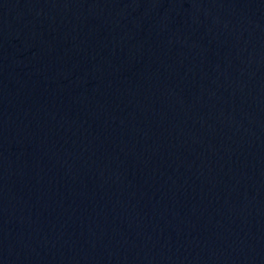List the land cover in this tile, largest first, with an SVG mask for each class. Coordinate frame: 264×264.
Returning a JSON list of instances; mask_svg holds the SVG:
<instances>
[{
	"label": "water",
	"instance_id": "water-1",
	"mask_svg": "<svg viewBox=\"0 0 264 264\" xmlns=\"http://www.w3.org/2000/svg\"><path fill=\"white\" fill-rule=\"evenodd\" d=\"M0 264H264V0H0Z\"/></svg>",
	"mask_w": 264,
	"mask_h": 264
}]
</instances>
